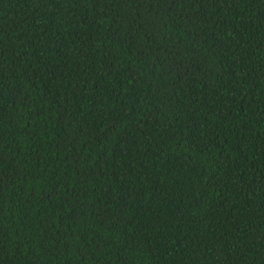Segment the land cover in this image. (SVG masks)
<instances>
[{
    "label": "trees",
    "instance_id": "1",
    "mask_svg": "<svg viewBox=\"0 0 264 264\" xmlns=\"http://www.w3.org/2000/svg\"><path fill=\"white\" fill-rule=\"evenodd\" d=\"M0 264H264V0H0Z\"/></svg>",
    "mask_w": 264,
    "mask_h": 264
}]
</instances>
